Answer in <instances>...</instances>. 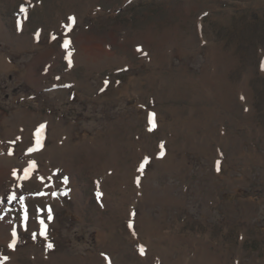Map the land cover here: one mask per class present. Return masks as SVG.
Instances as JSON below:
<instances>
[{"label": "rangeland", "instance_id": "1", "mask_svg": "<svg viewBox=\"0 0 264 264\" xmlns=\"http://www.w3.org/2000/svg\"><path fill=\"white\" fill-rule=\"evenodd\" d=\"M0 264H264V0H0Z\"/></svg>", "mask_w": 264, "mask_h": 264}, {"label": "snow or ice", "instance_id": "2", "mask_svg": "<svg viewBox=\"0 0 264 264\" xmlns=\"http://www.w3.org/2000/svg\"><path fill=\"white\" fill-rule=\"evenodd\" d=\"M73 19H74V18H73ZM26 175H27V174H26ZM65 182H66V179H65ZM13 198H14V197H13ZM48 211H49V214H50V212H51V209L49 208V210H48ZM49 218H51V216H50V215H49ZM40 223L43 225V224H44V221H43V220H41V221H40ZM130 226H131V225H130ZM49 247H52V245L50 244V245H49ZM141 251L143 252V249H141ZM5 259H7V258L5 257Z\"/></svg>", "mask_w": 264, "mask_h": 264}, {"label": "bare ground", "instance_id": "3", "mask_svg": "<svg viewBox=\"0 0 264 264\" xmlns=\"http://www.w3.org/2000/svg\"><path fill=\"white\" fill-rule=\"evenodd\" d=\"M61 257L64 258L65 255L62 254ZM66 257H67V256H66ZM55 258L57 259V258H59V257H55ZM71 261H72V260H70V262H71Z\"/></svg>", "mask_w": 264, "mask_h": 264}]
</instances>
